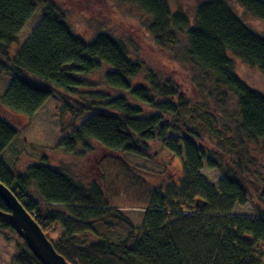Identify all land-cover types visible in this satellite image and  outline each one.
I'll return each mask as SVG.
<instances>
[{
  "label": "trees",
  "instance_id": "trees-1",
  "mask_svg": "<svg viewBox=\"0 0 264 264\" xmlns=\"http://www.w3.org/2000/svg\"><path fill=\"white\" fill-rule=\"evenodd\" d=\"M131 1L148 16L145 28L158 47L169 53L181 50L189 65L185 76H163L108 29L98 30L89 40L76 35L53 0H0V77L12 76L0 104L32 118L49 98L59 97L60 116L70 115L73 131L57 148L79 157L96 145L114 154L154 158L156 145L184 156L179 181L205 194L207 201L199 200V211L226 210L230 203L247 201L255 210L253 216L227 220L213 264H264V164L257 157L264 155V92L236 73L229 56L258 68L264 77V34L248 26L229 0H199L192 14L181 5L174 7L171 0ZM236 1L264 21V0ZM37 11L40 22L11 58V46ZM94 73L100 74L98 80L86 77ZM86 115L80 125L74 124ZM19 133L0 113V181L68 262L183 264L177 230L168 238L158 234L165 225L167 186L153 196L144 219L149 231L138 240L132 221L110 207L97 181L76 179L44 153L41 162L25 171L9 168L2 155ZM205 160L224 174L218 187L200 173ZM1 212L9 208L0 197V233L15 234L21 243L12 264H43ZM78 224L126 229L127 237L121 242L87 241L71 231ZM60 226L69 232L54 238ZM194 235L190 232L188 239ZM197 242L190 251L198 255L208 246Z\"/></svg>",
  "mask_w": 264,
  "mask_h": 264
},
{
  "label": "rangeland",
  "instance_id": "rangeland-1",
  "mask_svg": "<svg viewBox=\"0 0 264 264\" xmlns=\"http://www.w3.org/2000/svg\"><path fill=\"white\" fill-rule=\"evenodd\" d=\"M67 15V23L72 31L89 40L100 29H108L121 37L134 56L163 76L183 75L189 65L183 59L181 50L174 53L158 47L152 36L146 30L148 16L131 0H53ZM199 0H171L174 7L183 6L190 14ZM241 19L253 30L264 34V21L251 15L243 9L236 0H229ZM40 12H35L22 29L19 42L10 48V57L14 58L19 49L28 41L33 30L40 22ZM236 73L251 86L264 92V77L256 67H250L240 58L229 52ZM99 73L86 76L99 79ZM12 81V76L2 73L0 77V95H3ZM72 100L79 101L74 96ZM80 102V101H79ZM62 101L53 96L29 118L0 104L1 115L13 123L20 133L12 144L4 151V163L14 171H25L30 165L41 162L42 155L48 154L50 162L62 165L70 171L76 179L90 183L97 181L102 185L108 203L112 208H118L128 217L136 228L138 240L143 239L148 227L145 225V214L149 210L153 196L160 186H167L165 225L159 230L161 238L179 234L178 245L182 246L183 264H213L217 255L216 249L223 243L221 231L229 218L235 216L250 217L255 214L251 201L245 204L230 203L226 210L217 211L214 207H204L201 210L200 199L207 201L205 194L199 189L183 187L179 181L182 175L184 156H177L166 148L156 145L157 156H141L132 153H110L100 145L82 157L66 153L59 144L73 131L70 126L69 114L60 116ZM86 117H79L74 121L80 125ZM65 128V131L62 129ZM174 136H177L174 134ZM44 153V154H43ZM259 163L264 164V155L257 154ZM201 175L216 187L224 174L218 168H211L207 160L204 161ZM203 208V207H202ZM212 208L213 210H209ZM199 209V210H198ZM225 209V208H224ZM187 214V215H185ZM87 230V232H81ZM79 236L87 241L107 239L121 242L127 237L126 229L105 230L97 226L78 224L72 227ZM69 230L60 226L57 233L65 235ZM195 233L194 239H188L189 233ZM201 240L205 248L200 253L192 254L190 250L197 248ZM15 234L0 233V264H12V257L18 252L21 244ZM180 248V247H179ZM197 250V249H196ZM195 257V258H194Z\"/></svg>",
  "mask_w": 264,
  "mask_h": 264
},
{
  "label": "water",
  "instance_id": "water-1",
  "mask_svg": "<svg viewBox=\"0 0 264 264\" xmlns=\"http://www.w3.org/2000/svg\"><path fill=\"white\" fill-rule=\"evenodd\" d=\"M0 197L9 208L1 212L16 228L18 235L43 264H72L57 252L40 225L18 200L14 192L0 181Z\"/></svg>",
  "mask_w": 264,
  "mask_h": 264
}]
</instances>
